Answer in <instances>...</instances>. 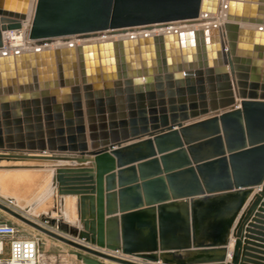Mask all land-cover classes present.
Returning a JSON list of instances; mask_svg holds the SVG:
<instances>
[{"label":"water","instance_id":"1","mask_svg":"<svg viewBox=\"0 0 264 264\" xmlns=\"http://www.w3.org/2000/svg\"><path fill=\"white\" fill-rule=\"evenodd\" d=\"M221 1L37 0L28 38L207 23ZM227 1L221 26L0 55V149L16 134L85 159L52 166L44 197L57 216H37L67 237L1 190L0 210L80 251L83 264H246L245 209L264 183V78L241 72L260 65L264 0ZM29 3L0 0V49Z\"/></svg>","mask_w":264,"mask_h":264},{"label":"crops","instance_id":"2","mask_svg":"<svg viewBox=\"0 0 264 264\" xmlns=\"http://www.w3.org/2000/svg\"><path fill=\"white\" fill-rule=\"evenodd\" d=\"M258 54L261 58H256L259 61L260 65L257 66H246L248 68V72H241L244 75L249 77L254 74L258 75L261 79L264 78V45L260 46L258 49ZM229 69V66H228ZM254 69H256L254 73ZM230 71V69H229ZM250 82V81H249ZM209 91H218V88H206ZM264 88H259V92L263 91ZM235 92L243 91L246 93L252 92V88H234ZM163 92L167 96V88L163 90ZM20 95V94H19ZM22 108V104H21ZM87 115H85V118ZM2 122H5V119H1ZM36 125V124H34ZM87 125V123H86ZM22 134L25 136L27 131L25 127H22ZM36 132V129H33V133ZM16 134L13 136V141L8 140L6 135H3V143L4 148L0 149V167H7V169L0 170L3 173H10L14 171H22L25 173L33 175H46L45 184H43L41 188V192L44 191L47 194V190L51 185V180L53 177L54 169L52 166L56 164H66L71 160H75L77 163H83L84 158L79 156L78 154L67 152V151H40L39 149H33L34 147H29L30 142L25 138L23 141L16 139ZM87 137H89V131H87ZM88 143L91 144L89 138L87 139ZM33 145L38 147V140H33ZM31 145V146H33ZM10 146L13 148L10 149ZM87 160H92V156H86ZM13 167L14 169H12ZM11 168V169H10ZM253 193L247 202V206L245 209V214L248 216V220L244 224L243 236H252L253 239L261 240L258 242L253 239H244V253L247 255L246 264H264V183L259 187H253ZM40 192V193H41ZM11 196L10 194H8ZM14 196V195H13ZM37 199V197L32 200ZM260 199L257 207L255 208L258 200ZM42 200V199H41ZM38 201L33 204L36 207V213L33 214L37 218L40 215L52 214V216H56L53 212L54 201L52 193L50 194V198H45L42 202ZM40 203V204H39ZM257 215L259 217H257ZM246 218V219H247ZM245 219V220H246ZM245 232V233H244ZM235 238L234 236L231 238L229 247H228V257L227 262H229L232 258V253L234 251L235 246ZM53 264H60L59 259L63 257L62 253L58 251H54L53 253ZM67 256L73 257V254L67 252ZM66 264H69L66 262ZM72 264V263H71ZM104 264V263H103Z\"/></svg>","mask_w":264,"mask_h":264},{"label":"bare ground","instance_id":"3","mask_svg":"<svg viewBox=\"0 0 264 264\" xmlns=\"http://www.w3.org/2000/svg\"><path fill=\"white\" fill-rule=\"evenodd\" d=\"M37 1L36 0H30V3L27 8V20L23 22V30L20 35L18 33L9 35L7 38L8 40H5L6 49H0V55H3V53H11L9 55H13L15 52L17 54L20 53H29V52H36L41 50H47V49H62V48H70L72 46L78 47L82 45L87 44H99L104 42H117L119 40L124 39H130V38H140V37H146V36H158V35H164L169 33H176V32H186L189 30H195V29H205L210 28L214 26H221L224 24L226 20V6L228 4L227 0L221 1V11L215 15L214 19L207 23H198L195 25H187V24H180L179 26L173 27H159L155 28V30H147L145 32L140 33H128L125 35H117V34H102L100 36H89L86 38H83L82 40H77L75 37L71 40H63L58 39L52 44H46L42 46H37L34 41H31L28 37H24V30H28L29 26L31 25V21L34 15L35 6ZM28 28V29H27ZM163 28V29H160ZM255 28L256 27H252ZM15 32H21V31H15ZM121 32V30L115 31V33ZM9 32H6L5 38L8 36ZM7 35V36H6ZM15 53V54H16ZM45 177L46 175H33L31 176L28 173L22 172V171H14L10 173H3L0 171V190L2 194L5 196H9L10 194L18 205L22 207H29L30 213L35 214L36 213V207H33V204L35 202L45 200V193L44 191L41 192V188L43 184H45ZM41 192V193H40ZM14 195V196H13ZM37 197V199L32 200L33 198ZM50 198V195L48 196ZM40 204V203H39ZM57 216V214L55 213ZM119 255L120 253H114ZM119 257V256H117ZM120 257L127 258L122 256L120 254ZM133 259V258H132ZM137 260V259H136Z\"/></svg>","mask_w":264,"mask_h":264},{"label":"built area","instance_id":"4","mask_svg":"<svg viewBox=\"0 0 264 264\" xmlns=\"http://www.w3.org/2000/svg\"><path fill=\"white\" fill-rule=\"evenodd\" d=\"M29 29L24 30V37H28ZM22 30L21 32H9L8 36L6 35L7 37L5 38V40H8L7 38L9 37V35L15 33H18L20 35V33H22ZM5 40L2 49H6ZM3 54L11 53L5 52ZM7 205L13 206L12 203H9ZM39 224L46 229L56 232L54 229L57 226H52L48 221H42ZM19 234L20 229L17 225L10 224L0 219V264H40L39 239L21 237ZM7 248L9 250L8 257H6Z\"/></svg>","mask_w":264,"mask_h":264},{"label":"rangeland","instance_id":"5","mask_svg":"<svg viewBox=\"0 0 264 264\" xmlns=\"http://www.w3.org/2000/svg\"><path fill=\"white\" fill-rule=\"evenodd\" d=\"M179 25L180 24H178V26ZM174 26H177V25H174ZM155 28L159 29V27H155ZM155 28H153V30H155ZM160 29H163V28H160ZM145 31H147V30L139 29V30H133V31H121V32H117L114 34L125 35L128 33H140V32H145ZM111 34H113V33H111ZM73 38L74 37H72L71 39H73ZM75 39L82 40V38H76V37H75ZM55 41H53V42H55ZM0 199L2 201H5L3 198H0ZM28 215L31 216L32 219L36 220L37 222H39V223L42 222L41 219H37L35 216H32L30 213H28ZM0 219L5 221V222H8L10 224L17 225L20 229L19 235L21 237L39 239V241H40V264H53V262H54L53 256H52L53 254H51V253H53L54 251H58L59 253H62V255H63V257L61 259H59L60 264H66V262H68L69 264H71V263L72 264H83L82 261L79 260L78 257L76 256V253H81V252L77 251L75 248H73V247H71L65 243H62L60 241H57V240H55V239H53V238H51V237H49L43 233L31 228V227L19 222L18 220H16L15 218L11 217L10 215L6 214L5 212H3L1 210H0ZM54 230L56 232H58L59 234L64 235L65 237L68 236L59 228L57 229V227ZM67 252H69L70 254H73L74 256L73 257L67 256ZM8 255H9V250L7 248L6 257H8ZM111 255L120 257V254L117 255V254L111 253ZM126 259L132 260L135 262H140L139 260L132 259L129 257H127ZM101 262H103L104 264H117V263H114V262H111L108 260H102V259H101Z\"/></svg>","mask_w":264,"mask_h":264}]
</instances>
